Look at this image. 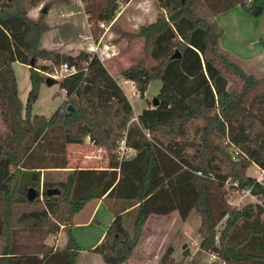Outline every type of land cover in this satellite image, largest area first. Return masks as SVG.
Wrapping results in <instances>:
<instances>
[{"label":"trees","instance_id":"obj_1","mask_svg":"<svg viewBox=\"0 0 264 264\" xmlns=\"http://www.w3.org/2000/svg\"><path fill=\"white\" fill-rule=\"evenodd\" d=\"M43 1L0 0V264H76L82 249L72 233L74 217L100 199L113 218L90 252L105 264L134 255L151 215L177 212L185 221L192 211L200 217V250L222 264H264V186L247 174L253 164L264 167V76L229 58L219 46L222 30L212 23L236 6L258 17L264 0H155V19L136 32L144 55L120 72L141 96L151 81L161 82L159 105L151 101L137 116L97 55L41 45L45 26L28 12ZM129 1L103 0L97 12H85L94 28L93 19L111 22L118 4ZM14 62L29 71L24 104ZM61 64L76 68L60 79L62 105L49 118L32 113L45 73ZM85 137L105 149L106 168L47 178L48 170L67 168L66 145ZM121 141L135 154L118 157ZM226 181L251 187L262 204L230 207ZM30 188L40 193L32 200ZM49 188L60 194L49 196ZM60 231L64 245L49 244ZM158 264L184 263L172 261L169 246Z\"/></svg>","mask_w":264,"mask_h":264},{"label":"rangeland","instance_id":"obj_2","mask_svg":"<svg viewBox=\"0 0 264 264\" xmlns=\"http://www.w3.org/2000/svg\"><path fill=\"white\" fill-rule=\"evenodd\" d=\"M102 4L103 0H45L30 9L28 14L30 17L38 19L43 26H45V31L41 35V45L47 49L57 51L64 50L66 51L65 53L73 54L78 52L81 48V50L90 52L89 48L93 43H99L100 48H103V46L107 44L109 51L115 50L117 53L116 56H113L114 59H116L115 57L123 56L126 59L123 65H129L131 62L135 63L144 55L141 48L142 40L136 37L137 28L141 24L148 23L155 19L158 12L156 1L130 0L126 4L119 3L116 18L108 22V24H111L107 30H104V28L100 26L101 21L97 22L95 19L92 20V23H94L93 28L91 22H89V15L85 12L87 7H91L92 11L97 12ZM45 9L46 12L44 13ZM212 23L220 27L216 17L212 19ZM221 30L223 34L224 30L222 28ZM226 32H229V30ZM78 43L80 46H78ZM219 46L230 59L239 63L246 72L258 78L264 76V65L259 63V61L254 60L252 63L248 60L244 61L241 55L224 48L220 42ZM235 50L239 51L237 48ZM107 58L108 57H106V59ZM103 60H105V58L101 61ZM41 62L48 63L47 61ZM106 63L108 64L109 62L106 61ZM153 64L154 61L147 58V65L150 66ZM14 69L15 76L18 80L19 95L24 100V104L29 87L28 67L21 63H17L13 66V70ZM56 69L59 70V66H54L52 70L45 73V76L47 77V74L53 73ZM113 69L115 70H112V72L116 73L123 69V67L118 66L117 69L116 67ZM121 83L125 95L129 97L133 106L135 116L137 112L151 104L152 99L157 95L161 87V82L159 80H153L149 83L143 96L139 94V97H133L132 93L136 90L129 84H125L124 82ZM64 99L65 94L61 91L59 84H54L52 86L42 84L39 88L38 98L32 105L31 112L42 114L49 118L52 113L62 105ZM133 120H135V118ZM51 140L53 139L51 138ZM119 144L121 145V143ZM119 148L120 146L116 150L118 157L121 152ZM125 154L131 155V152L126 150ZM66 157L68 170L85 167L99 169L108 164L105 149L94 144L90 145L87 142L81 145H66ZM254 169L255 167L251 165L247 169V174L255 175ZM45 173H47V178L57 180L61 178L65 179L67 172L64 173V176L56 175V173L51 171ZM93 205V201L89 202L75 217L74 231L87 230V233L90 235L89 240L83 242L85 246V248H82L83 253L88 251L90 242L94 240L98 233L99 230L96 231V227H104L103 223L96 222L92 225L82 224L88 220ZM173 214L175 216L172 214L167 216L154 215L148 220L144 225L145 228L138 246L139 249L137 248L138 250L135 252L132 259H139L140 263L138 264H158L163 253L171 246L172 261L174 263L183 260L184 264H219L220 261L217 258H215L213 262L209 261L213 253L199 249V243L201 241V237L198 233L200 217L195 211H192L185 221H182L177 213ZM100 221L103 222V220ZM221 227L222 225L219 223L217 229L220 230ZM57 236L58 233L55 237ZM64 236L65 233L61 232L59 238ZM217 236L218 233L216 234V237ZM0 247H3L1 243ZM184 251L188 253L186 256L184 255Z\"/></svg>","mask_w":264,"mask_h":264},{"label":"crops","instance_id":"obj_3","mask_svg":"<svg viewBox=\"0 0 264 264\" xmlns=\"http://www.w3.org/2000/svg\"><path fill=\"white\" fill-rule=\"evenodd\" d=\"M216 20L218 22V25L224 30V33L222 34L220 41H219L224 48H227L230 51L235 52L238 55H241L242 59L244 61L248 60L252 63V61L257 60V61H259V63H262V65H264V13L258 17H252L249 14L245 13L240 7L236 6V7H233L231 9L227 10V11L219 13L216 16ZM228 30H229V32H226ZM78 46H80L79 43H78ZM106 46H108V45L106 44ZM236 48L239 49L240 52L235 50ZM81 49H79V50H81ZM79 50H78V52H79ZM58 51L66 52L64 50H58ZM78 52L73 53L72 55H76ZM116 54L117 53L114 50L113 53L111 54L112 56L110 55L107 59H106V57H104L105 60L102 61L103 65L107 68V66L109 64L107 70L115 79H117V81L121 87H122L121 82H124L125 84L131 85L132 88L134 90H136L132 81L125 80L121 76L120 72L122 69L119 72L117 71L116 73L112 72V70H115V69H113L115 67L117 69L118 66L119 67L122 66L123 69H125V68L129 67L132 63H134V62H131V63H129V65H123V62H126L125 57L120 56V57H115L116 59H114L113 56H116ZM106 61L109 63L107 64ZM17 63L18 62H14L12 64V67ZM14 73H15V69H14ZM28 73H29V71H28ZM17 88H18V80H17ZM29 89H30V81H29V87H28L27 93H28ZM18 96H19L21 102L23 103L24 100L20 97L19 90H18ZM127 99L130 102V99L128 96H127ZM130 104H131V102H130ZM131 106H132V104H131ZM132 108H133V106H132ZM140 111L137 112V115L140 113ZM84 142H87L90 145H92L91 141L89 140V137H85L83 143ZM79 145H81V144H79ZM102 168H106V166H104ZM85 169H97V168L85 167ZM99 169H101V168H99ZM48 171L54 172V173H56V175H63L64 176V173L68 171V166H67V168H64V169L63 168L62 169L57 168V169H51ZM91 201L94 202L91 214H90L88 220L82 224L92 225L94 222H96V223H103L104 227H102V228L96 227L97 229H95V230L96 231L99 230L98 233L96 234L94 240H92L90 242V244H89L90 246H88L89 247L88 251L86 253H83L82 251L80 252V254L78 255L76 264H105L100 255L92 253V252H90V250L92 248H94L98 243H100L101 240L103 239L106 228L113 218V214L103 200L100 199V200H91ZM91 201H89V202H91ZM173 213H177V212H173ZM173 213H172V215L175 216ZM76 215H75V217H76ZM152 216H154V215H151L149 217V219ZM75 217L73 220L74 225L72 227V233H73L76 241L78 242L80 248L82 249V248H85L83 242H86L87 240H89L90 235L87 233V230L86 231L80 230L78 232L74 231ZM100 220H103V222H101ZM80 228H84V227H80ZM86 228H89V227H86ZM61 232H64V231H60L58 233L57 237L49 236L47 239V242L49 244H52V245L54 244L56 247H62L65 243L66 235L64 237L59 238ZM59 242H60V244H59ZM138 249H139V247H138ZM1 252H2V247H0V253ZM81 257H82V259H81ZM132 257L128 261H126L124 264H138V263H140L139 259L135 260V259H132ZM133 260H135V261H133Z\"/></svg>","mask_w":264,"mask_h":264},{"label":"built area","instance_id":"obj_4","mask_svg":"<svg viewBox=\"0 0 264 264\" xmlns=\"http://www.w3.org/2000/svg\"><path fill=\"white\" fill-rule=\"evenodd\" d=\"M110 24L101 22L100 26L104 28V30H107ZM89 50H90V53L97 55V57L100 60H102L104 56L109 57L114 51V50L109 51V47L106 45H104L103 48L102 47L100 48L99 43H93L92 46H90ZM75 72H76V68L74 66H68L67 64H61L59 66V70L56 69L53 73H50L47 75L55 79H61L65 77L66 75H69ZM61 91H63L64 94L66 93L64 89H61ZM132 96L139 97V94L135 91L132 93ZM119 149L121 150L120 155H119L120 158L129 157L135 154L134 149L126 148V146L124 145V141H121V145ZM126 150H129L131 152V155H126L125 154ZM230 151L232 154V158L237 159L238 154H239L238 151L234 149H231ZM253 166L255 167L254 169L255 175H250V176L254 179L255 183L264 186V167L258 166L256 164H253ZM225 189H226L225 200L230 207H241L249 203L262 204L261 198L252 192L251 187L242 188L236 182L231 183L229 181H226ZM215 258H217V256L213 253L210 256L209 261L213 262ZM219 264H222V262L220 261Z\"/></svg>","mask_w":264,"mask_h":264},{"label":"water","instance_id":"obj_5","mask_svg":"<svg viewBox=\"0 0 264 264\" xmlns=\"http://www.w3.org/2000/svg\"><path fill=\"white\" fill-rule=\"evenodd\" d=\"M46 12V9L44 10V13ZM178 54H174L172 55L173 58L177 57ZM60 83V80L58 79H55L53 77H50V76H47L45 78V85L46 86H52L54 84H59ZM159 105V100L157 99V97L155 96L153 99H152V107H157ZM67 109L69 111L73 110V107L71 105H68ZM46 193L51 196V195H56V194H60V190L58 188H49L46 190ZM40 193L35 191L34 188H30L29 191H28V194H27V197L29 200H32L34 199L35 197H37ZM43 194V193H42Z\"/></svg>","mask_w":264,"mask_h":264}]
</instances>
